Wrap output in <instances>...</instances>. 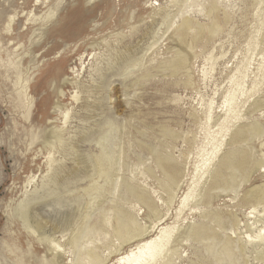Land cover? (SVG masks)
Instances as JSON below:
<instances>
[{
  "label": "rangeland",
  "instance_id": "1",
  "mask_svg": "<svg viewBox=\"0 0 264 264\" xmlns=\"http://www.w3.org/2000/svg\"><path fill=\"white\" fill-rule=\"evenodd\" d=\"M48 178L58 262L15 215ZM162 228L154 264H264V0H0V264H116Z\"/></svg>",
  "mask_w": 264,
  "mask_h": 264
},
{
  "label": "bare ground",
  "instance_id": "2",
  "mask_svg": "<svg viewBox=\"0 0 264 264\" xmlns=\"http://www.w3.org/2000/svg\"><path fill=\"white\" fill-rule=\"evenodd\" d=\"M13 23H14L13 16H9L8 19H7V22H6V28H5L6 32H8L10 30V28H11V26H12ZM21 79L22 78H19L18 80L21 81ZM21 87H22V85H21ZM72 97H73V100H76L77 99V94L73 95ZM58 105H56V107H58ZM227 111L229 112L230 110L227 109ZM67 112L68 111H66V113L64 112V114H65L64 115V125L66 124V121H67V118H68V113ZM255 131H257V134L260 135V130L259 129H256ZM49 139H56L58 141H62L63 140L62 128H60V129H54V130L49 131L47 133V137L45 138L44 144H47L48 141H49ZM50 145L51 144H49V146ZM220 147H221V145H219L218 148H220ZM218 148H216V150ZM47 159H48V157H47ZM50 162H51V160H50ZM53 162L54 161H52L51 163L53 164ZM96 162H98V161H96ZM240 165H242V164H240ZM208 167H209V165H208ZM169 168H168V171H172V169H169ZM50 170H52V169H50ZM62 170L63 169H59V167L56 169V171L54 170L55 171V174L53 175V183L52 182H49V178H48L47 181L49 183L44 184V182H43L41 184V186H40V189H41L40 192H39V190H37L36 188H34L33 189L34 191L30 195L27 193L28 196L25 195L24 196L25 198L20 203L18 202L19 203V204H17L18 207L16 206V208H15L16 209V212H15L16 214L15 215L20 220L23 228L28 232V234H30L33 238L35 237V240L38 241V242H40V243H42V244H45V245L48 244V243H51L52 244V246L50 247V249H51L50 250L51 251V254L50 255H51V257L53 259H56V262H58L61 259V256L62 255L60 254V252L61 251H64V249H62V247L58 243H56L53 238H51L50 236H46V233L47 232L45 231V228L50 223L48 221H45L42 218H40L41 217L40 216V213H44V212H43L42 208L40 209V206L39 205L42 204L44 206H48V204H46V202H44L45 199H48V198L50 199L51 197H54V196L58 195L59 192L57 193V191H58L57 189H55V188L54 189L49 188L50 187L49 186L50 183H52L53 186L56 187V185H57L56 177L58 175L61 178L63 177V179L66 178V180H68L69 177L70 178L71 177L72 178L73 177H76L77 176V173H78V169L77 168L71 169V172L68 175H66V173H64ZM63 175H65V176H63ZM32 181H34V179ZM29 184L30 183L28 181V184L26 183L25 186H27ZM58 188H59V186H58ZM187 199H188V197H187ZM185 201H186V198L183 200V203H185ZM74 209L75 210H73L70 214H67V215H63L62 214L63 216L59 217V219L56 220V222L51 223L52 224V230H56L58 228H63V226H66V225H74L73 224V223H75L74 221H77V219L80 218L78 216L79 215L78 209L77 208H74ZM116 222H117V229H118V234H117L118 236L117 237H119L120 239H124V238H122L124 236V234L131 233L132 232V227L129 224L128 219H126V218H124V219L123 218H117ZM71 227L73 228V226H71ZM119 229H120V231H119ZM146 234H148V231L147 230L143 231L142 232V235H141V239L138 241L139 243L142 242V244H138L134 249H131L128 254H126L124 256L122 255V257H120L117 260V263L116 262L115 263L116 264H154V263L158 262V260L160 259L161 255L163 253L164 247L168 244L169 239L171 238L170 236L172 235V233L170 235V233H168V231H167V228L166 229L165 228H162V229H160V235L158 237L156 236L154 239H150V240H148L146 238H145L146 240L144 239L143 236H145ZM134 237H132V238H134ZM125 243H127V242L125 241ZM123 245H124V243H123ZM53 253H54V255H53ZM87 256H88V259L87 260H89V262L87 261L88 264H106V263H104L105 261L104 262L101 261L99 255L96 252H94V251L93 252L91 250L90 251H87ZM69 264H82V263L79 262V261H77V260H75V261L71 260Z\"/></svg>",
  "mask_w": 264,
  "mask_h": 264
}]
</instances>
